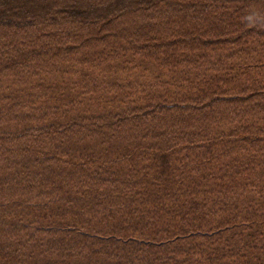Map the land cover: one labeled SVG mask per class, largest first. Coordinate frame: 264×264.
Segmentation results:
<instances>
[{
    "label": "trees",
    "instance_id": "1",
    "mask_svg": "<svg viewBox=\"0 0 264 264\" xmlns=\"http://www.w3.org/2000/svg\"><path fill=\"white\" fill-rule=\"evenodd\" d=\"M0 264H264V0H0Z\"/></svg>",
    "mask_w": 264,
    "mask_h": 264
}]
</instances>
